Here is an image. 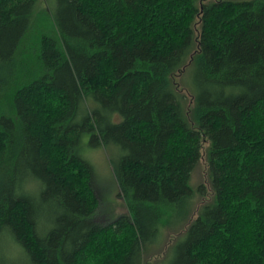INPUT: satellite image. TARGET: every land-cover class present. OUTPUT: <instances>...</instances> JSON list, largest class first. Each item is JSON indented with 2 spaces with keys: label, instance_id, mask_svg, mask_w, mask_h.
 I'll return each instance as SVG.
<instances>
[{
  "label": "trees",
  "instance_id": "1",
  "mask_svg": "<svg viewBox=\"0 0 264 264\" xmlns=\"http://www.w3.org/2000/svg\"><path fill=\"white\" fill-rule=\"evenodd\" d=\"M166 229L168 264H264V0H0V264H145Z\"/></svg>",
  "mask_w": 264,
  "mask_h": 264
},
{
  "label": "rangeland",
  "instance_id": "2",
  "mask_svg": "<svg viewBox=\"0 0 264 264\" xmlns=\"http://www.w3.org/2000/svg\"><path fill=\"white\" fill-rule=\"evenodd\" d=\"M55 2L56 0H40V8L43 11L47 10V14H49V11L54 10ZM90 139L91 134L86 133L83 136V141L79 149L92 167L95 187L97 192H99L101 204L100 209L98 210V217L106 219L109 217L117 218L118 216L126 213L127 208L125 201L119 192L118 184L110 162V157L114 154V152L100 145H92L90 143ZM115 155L118 156L117 151H115ZM205 165L206 163L204 160L200 162L195 169L191 180V185L195 190V196L193 197V200L189 202L192 206L194 202L195 207L199 206L200 201L206 197L205 194L201 195L199 193L201 192L199 187L200 184H206L205 188L207 189V198L211 195V187L209 186V181L205 172ZM178 236L179 233L175 232V230L166 229L164 232V241L159 246L154 247L150 253L145 255V264H161L165 259H167L165 264L170 263L175 257L176 249L174 247L181 240V238L175 242L171 252L168 253L167 256L168 248ZM7 253L9 259L8 264H29V258L16 247H11L8 249Z\"/></svg>",
  "mask_w": 264,
  "mask_h": 264
},
{
  "label": "bare ground",
  "instance_id": "3",
  "mask_svg": "<svg viewBox=\"0 0 264 264\" xmlns=\"http://www.w3.org/2000/svg\"><path fill=\"white\" fill-rule=\"evenodd\" d=\"M88 98V97H87Z\"/></svg>",
  "mask_w": 264,
  "mask_h": 264
}]
</instances>
